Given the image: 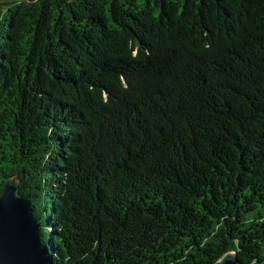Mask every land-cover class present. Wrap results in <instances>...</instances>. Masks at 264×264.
<instances>
[{
    "label": "trees",
    "instance_id": "16d2710c",
    "mask_svg": "<svg viewBox=\"0 0 264 264\" xmlns=\"http://www.w3.org/2000/svg\"><path fill=\"white\" fill-rule=\"evenodd\" d=\"M53 264H264V0H0V193Z\"/></svg>",
    "mask_w": 264,
    "mask_h": 264
},
{
    "label": "water",
    "instance_id": "95a60500",
    "mask_svg": "<svg viewBox=\"0 0 264 264\" xmlns=\"http://www.w3.org/2000/svg\"><path fill=\"white\" fill-rule=\"evenodd\" d=\"M17 191L16 180L8 179L0 193V264H53L30 203ZM214 264L238 263L230 252Z\"/></svg>",
    "mask_w": 264,
    "mask_h": 264
}]
</instances>
